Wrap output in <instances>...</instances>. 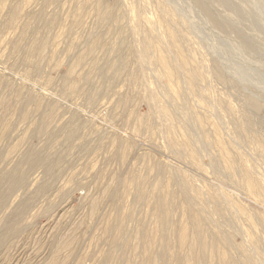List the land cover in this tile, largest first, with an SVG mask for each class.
I'll return each instance as SVG.
<instances>
[{"label": "rangeland", "instance_id": "rangeland-1", "mask_svg": "<svg viewBox=\"0 0 264 264\" xmlns=\"http://www.w3.org/2000/svg\"><path fill=\"white\" fill-rule=\"evenodd\" d=\"M225 4L229 6L218 0H0V178L26 175L24 187L20 184L12 193L8 189L11 183L5 181L8 178L2 183L8 192L0 207V237L7 241L0 248V264H196L193 254L199 264L241 260V252L226 248L224 241L218 242L214 251L205 250L217 227L233 236L236 247L243 244L247 250H255L258 264H264V186L251 193L243 178L229 176L223 163L217 168L219 159L212 160L222 159L217 145L204 144L205 153L197 143L199 166L189 157L190 152L178 155V146L171 147L168 138L176 134L173 137L180 145L194 133L199 141L201 132L194 123L184 127L185 117L191 112L210 118H206L204 128L212 142L230 141L244 108L252 118L259 114V118H253L255 135L264 137V0H226ZM135 9L141 11L142 22L137 21L138 15L132 16L137 13ZM161 15L172 24L176 22L175 29L190 45L188 50L189 45H183V41L181 47H185L193 67L203 70L205 82L200 81L198 87L200 95L206 92L205 98L190 94L183 76L170 83L157 75L159 65H149L145 57L143 63L138 61L141 41L146 37L150 40L155 32L165 46L153 37L158 44L154 53L160 55L163 48L165 52L171 49L169 36L164 37L166 24L161 23L166 20ZM151 21H157L156 25ZM136 24L140 25L138 34L134 32ZM175 59L179 63V58ZM218 70L224 81L213 77ZM167 84L174 90L172 94ZM153 91L158 98L155 104L151 103ZM250 97L260 100L262 110L254 112L246 107ZM217 100L223 103L222 109L216 106ZM164 106L171 107L174 121L165 117ZM217 124L220 128L216 129ZM253 145L244 143L241 149L251 161L256 179L263 181L264 144L261 148ZM33 154L38 163L31 167L28 163ZM185 183L194 189L196 195L192 197L201 195L204 203L212 201L205 203L211 222L201 223L202 245L194 244L197 231L193 209L184 194ZM215 195L220 205L214 204ZM157 200L169 205L165 220L161 219L163 209ZM201 201H196L198 206ZM14 230L18 232L10 236Z\"/></svg>", "mask_w": 264, "mask_h": 264}, {"label": "bare ground", "instance_id": "bare-ground-1", "mask_svg": "<svg viewBox=\"0 0 264 264\" xmlns=\"http://www.w3.org/2000/svg\"><path fill=\"white\" fill-rule=\"evenodd\" d=\"M140 1V0H139ZM152 1V0H151ZM153 1H155V0H153ZM221 4H224V5H227V4H225L226 3V0H218ZM200 2V1H199ZM248 2V1H247ZM141 3V2H140ZM155 3V2H154ZM143 4V3H142ZM146 4H148V3H146ZM165 4H166V2H165ZM155 5V4H154ZM159 5H161V4H159ZM142 6V5H141ZM204 6V5H203ZM206 7H207V5H205ZM227 6H229V5H227ZM236 6V5H235ZM118 7V6H117ZM120 7V6H119ZM138 7V6H137ZM162 7V6H161ZM115 8V7H114ZM132 8V7H131ZM140 8V7H139ZM144 8V7H143ZM156 8H159L160 9V7H156ZM102 9V8H101ZM134 9V8H133ZM162 10H164L163 9V7L161 8ZM201 9V8H200ZM208 9V8H207ZM135 10H137V9H135ZM139 10V9H138ZM138 10L137 11H135V12H137L136 14H133L132 16H134V15H138L139 16V14H138ZM141 10H142V8H141ZM144 10V9H143ZM156 10H158V9H156ZM161 10V11H162ZM167 10V9H166ZM204 9H202V11H203ZM112 11V10H111ZM127 11V10H126ZM132 11H134V10H132ZM140 11V10H139ZM160 11V10H159ZM158 11V12H159ZM160 11V12H161ZM205 11V10H204ZM203 11V12H204ZM207 11V10H206ZM244 11V10H243ZM98 12H99V10H98ZM134 12V13H135ZM141 12V11H140ZM143 12V11H142ZM166 12V11H165ZM164 12V14H166V15H168L167 14V12L165 13ZM212 12V11H211ZM210 12V13H211ZM102 13V12H101ZM168 13H170V11L168 12ZM202 13V12H201ZM105 14H106V12H105ZM115 14V13H114ZM156 14V13H155ZM159 14V13H158ZM171 14V13H170ZM176 14V13H175ZM205 14V13H204ZM214 15V14H213ZM212 15V16H213ZM234 15V14H233ZM101 16V15H100ZM99 16V17H100ZM103 16V15H102ZM127 16H128V13H127ZM137 16V17H138ZM144 16V15H143ZM148 16V15H147ZM159 16H160V14H159ZM163 18L162 19H165L164 18V16L163 15H161ZM172 16H174V14L172 15ZM208 16H209V14H208ZM106 17H107V15H106ZM109 17H112V14L111 15H109ZM118 17V16H117ZM120 17V16H119ZM119 17H118V19H119ZM136 17V16H135ZM151 17V16H150ZM167 17V16H166ZM168 17H171V16H168ZM205 17H206V15H205ZM236 17V16H235ZM139 18H140V16L136 19L137 21H139ZM152 19H153V17H151ZM150 18V19H151ZM156 18H158V16L156 17ZM216 18V17H215ZM108 19V18H107ZM111 19V18H110ZM114 19H115V17L112 19L113 21H114ZM117 19V20H118ZM129 19V18H128ZM162 19H161V21H162ZM52 20V19H51ZM109 20V19H108ZM159 21H160V17H159V19H158ZM157 20V21H158ZM166 20V19H165ZM169 20V19H168ZM168 20H166V21H162L161 23L163 24H166L165 26H166V31H167V33L165 32V34H166V36L164 35V37L166 38V37H168L169 36V42H167V44L170 46V48L171 49H167V48H165V49H167L166 50V52H165V50H164V48H163V50H164V52L165 53H163V50L161 49V46L159 45V50H162L161 52V54H165V55H158V53H154V51L158 48V44L156 45V41L158 40V38H156L155 36H157L156 35V32H155V34H154V36H152V41H150L149 40V38L148 37H146L145 39H146V41L144 42V41H141L142 42V44H143V46H140V47H142L141 49H139L140 51H137V49L138 48H136L135 47V49H136V51L138 52L137 53V58H138V61L139 62H142V61H144L143 59H144V57H145V59H146V61L148 62L149 61V65H152V64H157V65H159V66H156V67H159L160 68V72H158L159 74H157V75H160V77L161 78H163V80L164 79H168L169 81H170V83H175V82H177V81H179L180 80V77H182V80L184 79L185 80V85H187L186 86V88L184 87V89H186L190 94H194V93H196V95H198L199 94V96L201 97V98H205V95H206V92H205V94H203L202 93V95H200V87H198L199 85V83H200V81H202V78H203V75H204V73L202 72L203 70H201L199 67L197 68V67H193L194 65H192V63H191V58H188L189 56H187L186 54H185V52H184V49L183 48H185L184 46L183 47H181V44H182V42L185 40H182L183 39V37H182V34L180 33V31L179 30H177V29H175V27H174V24H176V22L174 23V24H172V22L170 23ZM171 20H172V18H171ZM174 20V19H173ZM178 20H180V19H178ZM177 20V21H178ZM208 20H210V18L208 19ZM213 19L211 18V21H212ZM215 20V19H214ZM100 21V20H99ZM116 21V20H115ZM130 21V20H129ZM141 21V20H140ZM139 21V22H140ZM144 21V20H143ZM155 21V20H154ZM157 21L156 22H150L152 25L153 24H155L156 25V23H157ZM47 22H48V20H47ZM103 22V21H102ZM142 22V21H141ZM174 22V21H173ZM213 22V21H212ZM261 22V21H260ZM45 23H46V21H45ZM108 23V22H107ZM179 23V22H178ZM186 23V22H185ZM106 24V23H105ZM105 24H104V26H105ZM129 24V23H128ZM139 24V23H138ZM138 24H136L134 27V32H136L137 34H138V31L136 30V28H138V26H140L141 25V23H140V25H138ZM144 24V23H143ZM147 24V23H146ZM180 24H181V22H180ZM220 24V23H219ZM238 24V23H237ZM46 25V24H45ZM54 25V24H53ZM158 25H160L161 26V24H160V22H159V24ZM157 25V26H158ZM179 25V24H178ZM217 25V24H216ZM159 26V27H160ZM163 26V25H162ZM53 27V26H52ZM164 27V26H163ZM182 27V26H181ZM189 27V26H188ZM220 27H222V26H220ZM219 27V28H220ZM255 27V26H254ZM111 28V27H110ZM158 28V27H157ZM161 28V27H160ZM177 28V27H176ZM51 29V28H50ZM220 29H222V28H220ZM160 30V29H159ZM163 30V29H162ZM161 30V31H162ZM188 30V29H187ZM147 31V30H146ZM150 31H151V29H150ZM165 31V30H164ZM189 31V30H188ZM120 32V31H119ZM153 32V31H152ZM261 32V31H260ZM149 32H147V34H148ZM161 34V36H163V34H162V32L160 33ZM168 34V35H167ZM188 35V34H187ZM146 36V35H145ZM148 36V35H147ZM184 36H186V35H184ZM257 36V35H256ZM149 37H150V35H149ZM153 37H155L157 40L154 42L153 41ZM159 37V36H158ZM193 37V36H192ZM259 37V36H258ZM126 38V37H125ZM143 38V37H142ZM154 38V39H155ZM162 38V37H161ZM186 38V37H185ZM191 38V37H190ZM144 40V39H143ZM159 42H157V43H160V40H158ZM165 41H166V39H165ZM167 41H168V38H167ZM185 41H187V40H185ZM183 42V45L186 43V42ZM40 42V41H39ZM97 42V41H96ZM128 43V42H127ZM163 43H164V40H163ZM17 44V43H16ZM161 44V43H160ZM186 44H188V43H186ZM141 45V44H140ZM161 45H163V44H161ZM189 45V44H188ZM139 46V45H138ZM163 46H165V45H163ZM39 47V46H38ZM195 47V46H194ZM188 48V50L189 49H191L190 48V45H189V47H187ZM33 49V48H32ZM92 49V48H91ZM35 50V49H34ZM193 50V49H192ZM157 51V50H156ZM18 52V51H17ZM35 52H37V51H35ZM171 52H175V57H173V56H171L170 54H171ZM153 53L156 55V57H154V55H153ZM82 54V53H81ZM80 54V55H81ZM85 54V53H84ZM130 54V53H129ZM188 54H190L189 53V51H188ZM93 55V54H92ZM194 55V54H193ZM198 55V54H197ZM107 56V55H106ZM153 56V57H152ZM196 56V55H195ZM199 56V55H198ZM197 56V57H198ZM208 56V55H207ZM192 57V56H191ZM175 58H179V63H177V61H176V59ZM128 60H130V59H128ZM142 60V61H141ZM198 60H199V58H198ZM79 61V60H78ZM91 61H92V59H91ZM100 61V60H99ZM105 61V60H104ZM145 61V62H146ZM115 62H117V61H115ZM115 62H114V64H115ZM124 62V61H123ZM138 62V63H139ZM144 62V63H145ZM193 62H195V61H193ZM210 62V61H209ZM208 62V63H209ZM212 62V61H211ZM105 63V62H104ZM125 63H126V60H125ZM143 63V62H142ZM142 63H140V65L142 64ZM152 63V64H151ZM215 63V62H214ZM147 64V63H146ZM200 64V63H199ZM202 64V63H201ZM206 64V63H205ZM116 65V64H115ZM114 65V68H118L119 69V66H115ZM143 65V64H142ZM212 65V64H211ZM112 66H113V64H112ZM220 66V65H219ZM122 68V67H121ZM203 68H205V66H203ZM215 68V67H214ZM220 68H223V67H220ZM98 69H100V68H98ZM111 70H113V68L111 69ZM120 70V69H119ZM205 70V69H204ZM210 70V69H209ZM220 70V69H219ZM218 70V72L216 73V75L217 76H213V74L211 75V76H213V77H216L215 79H219V80H217V81H220V80H222V81H224L223 80V78L225 79V76H223V73H221L220 71ZM118 71V70H117ZM121 71V70H120ZM119 71V72H120ZM123 71V70H122ZM213 71V70H212ZM224 71V70H223ZM98 72H99V70H98ZM206 72V71H205ZM106 74V73H105ZM119 74H121V72L119 73ZM206 74V73H205ZM208 74V73H207ZM214 74H215V72H214ZM225 75V74H224ZM230 75V74H229ZM228 75V76H229ZM227 76V75H226ZM102 77V76H101ZM205 77V76H204ZM108 78V77H107ZM159 78V77H158ZM207 78V77H206ZM231 78V77H230ZM181 80V81H182ZM227 80H228V78H227ZM127 81H129V80H127ZM138 81V80H137ZM141 81V80H140ZM139 81V82H140ZM209 80H207V82H208ZM215 81V80H214ZM216 81V82H217ZM236 81V80H235ZM133 82V81H132ZM203 82H205V81H202V83ZM211 82V81H210ZM109 83V82H108ZM134 83V82H133ZM219 83V82H218ZM238 83V82H237ZM135 84V83H134ZM133 84V85H134ZM95 85V84H94ZM169 84H167V86H168ZM207 85H209L208 83H207ZM206 85V86H207ZM230 85V84H229ZM240 85V84H239ZM97 86V85H96ZM96 86H95V88H96ZM106 86H107V84H106ZM206 86H204V87H206ZM232 86V85H231ZM227 87V86H226ZM234 87V86H233ZM243 87V86H242ZM245 87V86H244ZM167 88H169L168 90H170L171 92H168L169 94H172V91H174V90H172L171 88H170V86H168ZM207 88V87H206ZM235 89H236V87H234ZM183 89V90H184ZM215 89V88H214ZM228 89V87L226 88V90ZM243 89V88H242ZM259 89V88H258ZM96 90V89H95ZM99 90V89H98ZM147 90V89H146ZM145 90V91H146ZM151 90V89H150ZM165 90V89H164ZM180 90H181V88H180ZM239 90V89H238ZM246 90V89H245ZM262 90V89H261ZM149 91V90H148ZM179 91V90H178ZM204 91V90H203ZM202 91V92H203ZM211 91V90H210ZM217 91V90H216ZM96 92V91H95ZM187 92V93H188ZM234 92V91H233ZM236 92V91H235ZM102 93V92H101ZM145 93V92H144ZM174 93H177V91H175ZM215 93H217V92H215ZM231 93V92H230ZM248 93V92H247ZM256 93V92H255ZM258 93V92H257ZM90 94V93H89ZM183 94H184V92H183ZM189 94V95H190ZM210 94V93H209ZM209 94H207V95H209ZM232 94V93H231ZM233 94H235V93H233ZM240 94V93H239ZM249 94V93H248ZM179 95V94H178ZM185 95H187L186 93H185ZM195 95V94H194ZM250 95V94H249ZM254 95V94H253ZM260 95V94H259ZM97 96H98V94H97ZM151 96V103L153 104H155L156 103V101H157V95H156V93L153 91L152 92V94L150 95ZM168 96V95H167ZM171 96H174V95H171ZM181 96V95H180ZM198 96V97H199ZM210 96L212 97V94H210ZM236 96V95H235ZM238 96V95H237ZM264 96V95H263ZM164 97H165V95H164ZM179 97V96H178ZM199 97V98H200ZM209 97V96H208ZM208 97H206L207 98V100L209 99ZM216 97H218V96H216ZM240 97V96H239ZM257 97V96H256ZM98 98V97H97ZM146 98V97H145ZM169 98L171 99V97L169 96ZM173 98V97H172ZM181 98V97H180ZM186 98V97H185ZM222 98V97H221ZM220 98V99H221ZM236 98V97H235ZM235 98H234V100H235ZM254 98V97H253ZM253 98H247V100H246V102L245 103H247L246 104V107H247V105L249 106V108L248 109H250L251 110V108L253 109L252 111H254L255 112V110H257V112H259L260 110H262V104H260L258 101H260V100H254ZM262 98V97H261ZM95 99V98H94ZM169 99V100H170ZM195 99V98H194ZM212 99H213V97H212ZM216 99V98H215ZM219 99V100H220ZM255 99H257V98H255ZM259 99V98H258ZM148 100V99H147ZM175 100L177 101V99L175 98ZM184 100H186V99H184ZM183 100V101H184ZM197 100V99H196ZM200 100V99H199ZM198 100V101H199ZM205 100V99H204ZM206 100V101H207ZM240 100V103H241V99H239ZM264 100V99H263ZM95 101V100H94ZM165 101V100H164ZM187 101V100H186ZM203 101V100H202ZM216 101V100H215ZM222 101V100H221ZM220 101V102H221ZM226 101V100H225ZM175 102V101H174ZM208 102H209V100H208ZM212 102H214V101H212ZM236 102V101H235ZM264 102V101H263ZM172 103H173V101H172ZM180 103H181V101H180ZM184 104H185V102H183ZM188 102H186V104L185 105H188L187 104ZM194 103V102H193ZM210 103V102H209ZM208 103V104H209ZM238 103H239V101H238ZM243 103V102H242ZM245 103L243 104V106L245 105ZM178 104V103H177ZM184 104H183V108H184ZM199 104H200V102H198V106H199ZM203 104H205V103H203ZM217 104L218 105H216L218 108H221L222 109V107H223V103H219L218 102V100H217ZM233 104H234V102H233ZM157 105H159V104H157ZM190 105H192L191 103H190ZM205 105H207V104H205ZM151 106V105H150ZM178 105H175V107H177ZM180 106H182V105H180ZM193 106V105H192ZM215 106V107H216ZM235 106V105H234ZM159 107V106H158ZM170 107V106H169ZM169 107L167 108L166 106H164L163 107V110H162V112H163V114H165L166 116L165 117H168L170 120H172L171 119V117L173 118V116L175 115V114H173V113H171V111H170V109H169ZM173 107V106H172ZM196 108H197V106H195ZM200 107V106H199ZM203 107H204V105H203ZM202 106L200 107V109L202 108L203 110H204V108H203ZM206 107V106H205ZM209 107H211L210 105H208L207 106V108L209 109ZM214 107V106H213ZM227 107V106H226ZM155 108V107H154ZM160 108V107H159ZM171 108V107H170ZM185 108H187V106L185 107ZM244 108V107H243ZM246 108V109H247ZM212 109V108H211ZM210 109V110H211ZM214 109V108H213ZM213 109H212V111H213ZM227 109V108H226ZM226 109H225V111H226ZM232 108H230V107H228V110L229 111H232L231 110ZM235 109H236V107H235ZM239 109V108H238ZM241 109V108H240ZM157 110H159L158 108H157ZM161 110V109H160ZM159 110V111H160ZM184 110V109H183ZM215 110H217V109H215ZM220 110V109H219ZM227 110V111H228ZM244 110V113L242 114V117H241V119L238 117V119H240V121L236 124V123H234V124H236L235 125V135H233V137H232V135H231V137H230V134H229V140L230 141H222V140H218L217 142H212L211 141V139H210V136H208L207 134H206V130H205V128H206V125H205V123H207V119L206 118H208V117H205V116H207V115H202V116H200L199 114H195L194 113V115H193V113H189L187 116H186V114H187V112L185 113V120H186V122L184 123V121H183V119L180 117V119H182V121H183V123L185 124V126L184 127H187V128H189V124H191V122L192 123H194V126H195V128L196 127H198V129L200 130V132H201V137L199 138V141H196V138L194 137L195 135H194V133H193V136L192 135H189L187 132V134H188V136L186 137L187 139L186 140H183V142L182 143H180V145H178V144H176V141H175V139H174V137L173 136H175V135H173L172 137L170 136V137H168V138H171V139H169V143H170V145H171V147H173V148H176L177 146H178V155H180L181 157L182 156H185L184 154H186L187 155V153H185V151H187L188 153L190 152V158H191V160L193 161V163H197L198 165H199V161H198V159L199 160H201L200 158V151L198 152V150L200 149L198 146V142L202 145V147H201V149L200 150H202V148H203V145L205 144V145H209L210 147L213 145H217V147H219L218 148V151H219V149H220V156H221V158L222 159H220V158H218V157H213L212 158V156L210 157V158H212V160H213V163L214 162H216L215 160H217V159H219V161L217 162V168H218V164L219 163H223V167L222 168H224L226 171H228L229 172V176L231 177V176H233V177H240V178H243V181H244V183H246V186H247V188H248V190L251 192V193H255V192H259V191H261V186H264V179H263V177H262V172H261V178L263 179V181H260V179H256L257 177V174L255 175V173L254 172H256V171H254L253 170V168H251L250 166H249V163L251 162V161H248V157L247 158H245L244 156H246L245 154H243V150L241 149V145L242 144H247V145H252V144H254L253 146H255V147H257V148H259L260 146L262 147V145L264 144H262L261 143V139H262V141H264L263 140V138L262 137H258V136H256L255 135V131H257L256 129H254V127H256V125L254 126V122H253V118L256 116V115H258L257 116V118H259V114H256V115H253V113H252V115L254 116L253 118H252V116L250 115V114H248L249 113V111H247L246 113H245V108L243 109ZM242 110V111H243ZM206 111H208V110H206ZM211 111V112H212ZM224 111V112H225ZM252 111H250V112H252ZM150 112V111H149ZM162 112L160 111L159 113H161L162 114ZM179 112V111H178ZM185 112V111H184ZM195 112V111H194ZM201 112V111H200ZM216 112V111H215ZM223 112V111H222ZM238 112V111H237ZM158 113V114H159ZM213 113V112H212ZM212 113H211V115H212ZM161 114H159V115H161ZM163 114H162V116H163ZM180 114V113H179ZM202 114H203V112H202ZM208 115L210 114V113H207ZM240 114V113H239ZM151 115V114H150ZM216 115V114H215ZM217 115H218V113H217ZM225 116V115H224ZM223 116V117H224ZM239 116V115H238ZM144 117V116H143ZM147 117V116H146ZM151 117H152V115H151ZM210 117H213V115L212 116H210ZM214 117H216V116H214ZM163 118V117H162ZM168 118L166 119V120H168ZM175 118H176V116H175ZM221 118V117H220ZM146 119V118H145ZM179 119V118H178ZM208 119H210V118H208ZM176 120H177V118H176ZM216 120V119H215ZM219 120V119H218ZM146 121V120H145ZM152 121V120H151ZM172 121H174V120H172ZM178 121V120H177ZM176 121V122H177ZM209 121V120H208ZM233 121V120H232ZM262 121H263V119H262ZM179 122V121H178ZM213 122V121H212ZM228 122V121H227ZM256 122V121H255ZM143 123V122H142ZM168 123V122H167ZM180 123V122H179ZM211 123V122H210ZM232 123V122H231ZM261 123V122H260ZM263 124H264V122H262ZM148 124V123H147ZM150 124V123H149ZM154 124V123H153ZM152 124V125H153ZM172 124V123H171ZM212 124H214V123H212ZM229 124V123H228ZM170 125V124H169ZM173 125V124H172ZM172 125L169 127V129H170V131H171V133H172V130L174 129V128H172ZM181 125V124H180ZM218 125H220V124H217V126L216 125H214V126H216V129L217 128H220V126L218 127ZM230 125V124H229ZM257 125H259L258 123H257ZM77 126V125H76ZM191 126H193V124L191 125ZM178 127V126H177ZM205 127V128H204ZM208 127V126H207ZM234 127V126H233ZM233 127H231V128H233ZM262 127V126H261ZM145 128V127H144ZM150 128H152V127H150ZM183 128V127H182ZM187 128H185V129H187ZM191 128V127H190ZM194 128V129H195ZM42 130H43V128H41ZM67 129V128H66ZM65 129V130H66ZM164 129V128H163ZM168 129V130H169ZM198 129L196 130V131H198ZM262 129V128H261ZM145 130V129H144ZM167 130V129H166ZM177 129H175V131H176ZM205 130V131H204ZM219 130V129H218ZM232 130V129H231ZM230 130V131H231ZM164 131V130H163ZM188 131H190V129L188 130ZM193 131V130H192ZM209 131H211V130H209ZM223 131V130H222ZM44 132V131H43ZM169 132V131H168ZM168 132H167V134H168ZM177 132V131H176ZM185 132V131H184ZM232 132V131H231ZM164 133H166V132H164ZM170 133V132H169ZM173 133H175V132H173ZM185 133V134H186ZM190 133V132H189ZM198 133V132H197ZM233 133V132H232ZM257 133V132H256ZM42 134V133H41ZM178 134V133H177ZM196 134V133H195ZM214 134V133H213ZM81 135V134H80ZM169 135H171V134H169ZM199 135V136H200ZM220 135V134H219ZM198 135H196V137H199ZM214 136V135H213ZM221 136V135H220ZM52 138V137H51ZM175 138H176V136H175ZM182 138V137H181ZM261 138V139H260ZM50 139V138H49ZM178 140V139H177ZM197 140H198V138H197ZM48 141V140H47ZM168 142V141H167ZM181 142V141H180ZM54 143V142H53ZM47 144V143H46ZM51 145V144H50ZM198 145V146H197ZM209 147V148H210ZM246 147V146H245ZM260 147V148H261ZM205 148H207L206 146H205ZM205 148H203V149H205ZM214 148V147H213ZM249 148V147H248ZM253 148V147H252ZM214 149H216V148H214ZM47 150V149H46ZM188 150H190V151H188ZM210 150V149H209ZM241 150H242V152H241ZM254 150V149H253ZM256 150V149H255ZM262 150V149H261ZM174 151H175V149H174ZM203 152H205L206 153V151L205 150H202ZM208 151V150H207ZM249 151V150H248ZM43 152V151H42ZM177 152V151H176ZM209 152V151H208ZM211 152H212V150H211ZM246 152V151H245ZM210 153V152H209ZM214 154V153H213ZM257 154H259V153H257ZM38 155V154H37ZM189 155V154H188ZM254 155V154H253ZM260 155V154H259ZM262 155V154H261ZM207 156H209V155H207ZM216 156H219V154L218 155H216ZM255 157V156H254ZM257 157V156H256ZM209 158V157H208ZM217 158V159H216ZM207 159V158H206ZM256 159V158H255ZM255 159H252L253 161L255 160ZM190 160V161H191ZM202 160H203V158H202ZM239 160H242L241 162L239 161ZM262 160V159H261ZM239 161V162H238ZM260 161V160H259ZM202 162V161H201ZM37 163H38V160L36 159V156L33 154V155H30V157H29V163H28V165L30 164L31 165V167L32 166H36L37 165ZM168 163V162H167ZM211 163V162H210ZM225 163V164H224ZM255 163V162H254ZM261 163V162H260ZM201 164V163H200ZM27 165V164H26ZM216 165V164H215ZM214 165V166H215ZM220 165V164H219ZM255 165V164H254ZM258 165V164H257ZM200 166V165H199ZM205 166V165H204ZM260 166V165H259ZM220 167H221V165H220ZM219 167V168H220ZM253 167V166H252ZM216 168V167H215ZM17 169H19V168H17ZM64 169V168H63ZM206 169V168H205ZM260 169V168H259ZM203 170V169H202ZM207 171H209L208 169H206ZM212 170H213V168H212ZM218 170H220L221 171V169H218ZM218 170H217V172H218ZM262 170V169H261ZM20 171V170H19ZM61 171V170H60ZM259 171V170H258ZM15 172H17L18 173V171H15ZM20 172H22V171H20ZM19 172V173H20ZM214 172V171H213ZM221 172H223V171H221ZM14 173V172H13ZM17 173H14V174H17ZM23 173V172H22ZM258 173V172H257ZM14 174H12V175H14ZM21 174V173H20ZM208 174V173H207ZM222 174H224L225 175V173H222ZM3 175H5V174H3ZM218 175V174H217ZM260 175V174H259ZM17 176H19V175H17ZM16 176V178H15V176H7L6 175V177L4 176V178L2 177V178H0V195L2 194L3 196H0V207H2V202H3V199H4V196L5 197H7L6 195H7V193H6V195H5V192L7 191H4V189L2 188V183L4 182V179L5 178H8V179H6L5 181L8 183H11V187L9 186V191H10V193H12L11 191H13L12 189L14 188V187H19V185L21 186V187H24V185H25V179L23 180V178H26V175L23 173V174H21L20 176H19V178H21V180L20 181H18L19 180V178ZM57 176V175H56ZM219 176V175H218ZM264 176V175H263ZM54 177H55V175H54ZM184 177H185V175H184ZM219 177H221V176H219ZM227 177V176H226ZM187 178V177H186ZM186 178L184 179V180H186ZM222 178V177H221ZM60 179V178H59ZM183 179V178H182ZM188 179H189V177H188ZM231 179V178H230ZM234 180H235V178H233ZM233 179H231V180H233ZM36 180V179H35ZM57 180V179H56ZM239 180V179H238ZM189 181V180H188ZM240 181H242V180H239V182ZM234 182V181H233ZM238 182V181H237ZM8 183V184H9ZM35 183H37V182H35ZM188 183V182H187ZM187 183H185V184H182V185H185L184 186V194L185 195H187V198L188 199H186V200H188L189 201V204L191 205V208L193 209V212H192V217H193V224L195 225V230L197 231V238H196V240H195V242H194V244L197 246L198 244H201L202 245V243H201V239H202V237H201V233H200V227H202L201 226V223H210L211 222V218L210 217H208L207 216V214L205 213L206 212V205H205V203L206 202H208V203H212V201H210L209 202V200H208V198H207V200L208 201H206L205 203H204V201H201V195L199 194V193H197V196H198V194L200 195V199L199 198H197V197H192V194H195L194 192V189H192V187L190 186V184H187ZM48 184V183H47ZM30 185H32V184H30ZM29 185V186H30ZM192 185V184H191ZM238 185V184H237ZM59 186V185H58ZM241 186V185H240ZM246 186H244V187H246ZM32 187V186H31ZM34 187V186H33ZM242 187V186H241ZM240 187V188H241ZM30 188V187H29ZM42 188V187H41ZM44 188V187H43ZM183 188V187H182ZM45 189V188H44ZM43 189V190H44ZM245 189V188H244ZM39 190H41V189H39ZM259 190V191H258ZM264 190V189H263ZM46 191V190H45ZM192 191H194V192H192ZM8 192V191H7ZM44 192V191H43ZM190 192H192V193H190ZM244 192V191H243ZM201 193V192H200ZM212 193V192H211ZM217 193V192H216ZM220 193V192H219ZM223 193V192H222ZM215 194V193H214ZM213 193L211 194V195H214ZM221 194V193H220ZM257 194H259L260 195V193H257ZM196 195V194H195ZM203 195V194H202ZM209 195V194H208ZM194 196V195H193ZM216 196V195H215ZM215 196H212L213 198L215 197ZM229 196V195H228ZM263 196V195H262ZM262 196H261V198H262ZM20 197V196H19ZM208 197V196H207ZM209 197H211V196H209ZM218 200L219 199H221V197L218 195ZM3 198V199H2ZM212 198V200H213V202H214V199ZM216 198H217V196L215 197V202H214V204H216V202H217V200H216ZM229 198V197H228ZM205 199V198H204ZM226 199V198H225ZM263 199V198H262ZM158 200H160L159 199V197H158ZM157 200V201H158ZM162 200V199H161ZM264 200V199H263ZM168 201H169V198H168ZM187 201V202H188ZM196 201H201V203H200V205L198 206L197 205V203H196ZM11 202V201H10ZM158 202H160V206H161V208L163 209V215H162V217H161V219L162 220H165V218L167 217V214H168V211H169V205L168 204H165L164 202H162V201H158ZM203 202V203H202ZM157 203V202H156ZM172 203V202H171ZM217 203H219V202H217ZM235 203V202H234ZM41 204V203H40ZM9 205H10V203H9ZM198 207H197V206ZM208 205H210V204H208ZM207 205V206H208ZM219 205H220V203H219ZM237 205V204H236ZM215 206V205H214ZM213 206V207H214ZM233 206H235V205H233ZM188 207V206H187ZM221 207V206H220ZM190 207H189V209L192 211V209H191ZM197 208V209H196ZM209 208V207H208ZM216 207H214V209H215ZM217 208H219L218 207V205H217ZM216 208V209H217ZM188 209V208H187ZM213 209V210H214ZM215 209V211H218V210H216ZM222 210V209H221ZM190 211V212H191ZM237 211H239V209H237L236 208V212ZM2 212V211H1ZM4 212H6V211H4ZM9 212V211H8ZM39 212V211H38ZM132 212V211H131ZM221 212V211H220ZM247 212V211H246ZM218 213H219V211H218ZM224 213V212H223ZM222 212H221V214H223ZM239 213H240V211H239ZM246 214V213H245ZM36 215V214H35ZM130 215H132V214H130ZM249 215V214H248ZM247 215V216H248ZM255 214H253V216H254ZM133 216V215H132ZM242 216V215H241ZM256 216V215H255ZM134 217V216H133ZM132 217V218H133ZM191 217V216H190ZM190 217H189V219H190ZM243 217V216H242ZM35 218V217H34ZM33 218V219H34ZM248 218V217H247ZM238 219V218H237ZM252 219V218H251ZM2 220V219H1ZM25 220V219H24ZM263 220V219H262ZM237 221V220H236ZM259 222V221H258ZM256 223H257V221H256ZM2 224V223H1ZM16 225V224H15ZM31 226V225H30ZM258 227H259V224L257 225ZM260 226H262V224L260 225ZM218 229H217V233L214 235L215 237H213L214 239L211 241V237H210V241L211 242H208V243H206L205 244V250L206 251H214V249H216V247H217V245H218V242H222V241H224L225 242V244H226V248H230V249H234L235 251H238V253H240V254H242V258H241V260H235V258H233L235 261H231L230 259V261L231 262H228V261H225L224 260V264H258V259H257V257H256V254L254 253V251H252L251 250V248H250V250H247L245 247L246 246H244L243 244V246L242 245H239V247H236V244L234 243V240H233V236L231 235V234H229V233H227V232H224L222 229H220L219 227H217ZM10 229V228H9ZM15 230H17L16 228H15ZM12 231L11 233V235L10 236H14L18 231ZM204 230V229H203ZM8 231V230H7ZM11 231V230H10ZM9 231V232H10ZM22 232V231H21ZM20 232V233H21ZM194 232V231H193ZM263 232H264V229H263ZM205 233V232H204ZM6 235V234H5ZM192 235H193V233H192ZM7 236V235H6ZM6 236H4V237H6ZM9 236V237H10ZM8 237V238H9ZM246 237H248V236H246ZM18 238V237H17ZM248 239V238H247ZM203 240V239H202ZM208 240V241H209ZM6 241H7V239L5 238H1L0 237V248L6 243ZM66 241V240H65ZM247 241H249V239L247 240ZM190 243V242H189ZM249 243H251V242H248V244ZM67 244V243H66ZM255 243H253V245H254ZM200 245V246H201ZM5 246V245H4ZM3 246V247H4ZM15 246V245H14ZM66 246V245H65ZM249 246H251V244L249 245ZM13 247V246H12ZM255 247V246H254ZM254 247H252V249L254 248ZM14 248V247H13ZM190 249V248H189ZM204 249V248H203ZM18 250V249H17ZM192 250V249H191ZM198 250V249H197ZM205 250H203V251H205ZM169 251V250H168ZM199 251H200V249H199ZM201 253H203L204 254V252H202L201 251ZM206 253V252H205ZM237 253V254H238ZM169 254V253H168ZM199 254H200V252H199ZM166 255V254H165ZM187 255V254H186ZM185 255V256H186ZM205 255V254H204ZM209 255V254H208ZM235 255H236V252H235ZM14 256V255H13ZM169 256V255H168ZM201 256H202V254H201ZM200 256V257H201ZM221 257V256H220ZM236 257H237V259H239L240 258V256H239V258H238V256L236 255ZM4 258V257H3ZM163 258V257H162ZM191 258V257H190ZM203 258H204V256H203ZM200 259V258H199ZM202 259V258H201ZM200 259V260H201ZM232 259V260H233ZM168 260V259H167ZM182 260V259H181ZM190 260V259H189ZM192 260L193 261H195V263L196 264H199V262H197L196 260H195V255L193 254L192 255ZM202 260H204V259H202ZM180 261V260H179ZM11 262V261H10ZM41 262V261H40ZM189 262H191V261H189ZM188 262V264H192V263H189ZM42 263V262H41ZM165 263H166V261H165ZM203 262H201V264H202ZM180 264H182L181 262H180Z\"/></svg>", "mask_w": 264, "mask_h": 264}]
</instances>
